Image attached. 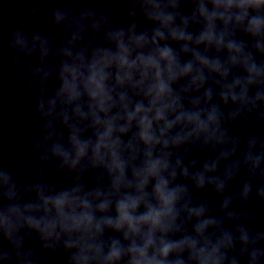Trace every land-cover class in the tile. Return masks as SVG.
<instances>
[{"label": "water", "instance_id": "obj_1", "mask_svg": "<svg viewBox=\"0 0 264 264\" xmlns=\"http://www.w3.org/2000/svg\"><path fill=\"white\" fill-rule=\"evenodd\" d=\"M264 0H0V264H214Z\"/></svg>", "mask_w": 264, "mask_h": 264}]
</instances>
